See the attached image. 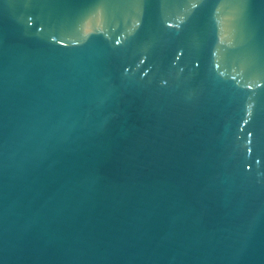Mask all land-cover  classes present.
<instances>
[{"label":"water","instance_id":"water-1","mask_svg":"<svg viewBox=\"0 0 264 264\" xmlns=\"http://www.w3.org/2000/svg\"><path fill=\"white\" fill-rule=\"evenodd\" d=\"M0 264H264V0H0Z\"/></svg>","mask_w":264,"mask_h":264}]
</instances>
